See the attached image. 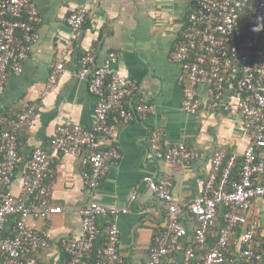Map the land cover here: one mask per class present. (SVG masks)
<instances>
[{
  "label": "built area",
  "instance_id": "2783aa9c",
  "mask_svg": "<svg viewBox=\"0 0 264 264\" xmlns=\"http://www.w3.org/2000/svg\"><path fill=\"white\" fill-rule=\"evenodd\" d=\"M86 17L85 8H75L65 22L76 33L82 29ZM41 23L33 0H0V96L8 75L22 72ZM263 34L264 0H195L170 53V61L182 70V111L188 115L198 113L201 102L196 87L201 84L206 86L207 100L214 109L230 88L248 141L241 155L239 179L230 183L236 156L226 158L223 153H217L202 192L187 205L175 202L170 177L144 178L155 199L166 207V226L155 236L146 264H161L166 257L176 254L183 255V264L192 261L264 264L262 222L253 209L254 201L261 199L264 203V59L257 52ZM67 52H61L52 68L49 89L55 87L64 72ZM115 62L114 53L108 55L102 66H97L92 51L80 58L79 77L87 80L88 91L96 98L95 125L84 129L65 122L56 128L50 141V147L59 154L81 158L83 183L90 191L99 188L109 167L120 158L113 147L104 148L105 141L113 138L117 125L142 119L153 110L143 101L134 102L137 84L123 83L111 69ZM36 108V105L24 108L14 122L0 117V183L5 188L0 200V264H25L28 257L47 249V234L38 231L34 221L61 212L51 204L52 158L42 148L34 149L28 160L19 196L11 191L21 163L17 152L18 131L34 125ZM149 152L154 159L169 164L186 166L194 158L185 144L169 145L157 130L149 137ZM220 207L225 210L223 226L216 241L208 247V235L216 226ZM185 211L197 223L190 242L184 240L188 232L180 219ZM125 213L126 209L107 208L96 202L81 209V235L64 242L65 264H87L101 234L105 242L95 253V264H131L119 255L120 235L116 224L110 222L104 229L98 224L100 218L113 219ZM11 219L13 227L4 236ZM196 251L200 252V258L196 257Z\"/></svg>",
  "mask_w": 264,
  "mask_h": 264
},
{
  "label": "crops",
  "instance_id": "0c3cea01",
  "mask_svg": "<svg viewBox=\"0 0 264 264\" xmlns=\"http://www.w3.org/2000/svg\"><path fill=\"white\" fill-rule=\"evenodd\" d=\"M42 18L38 37L32 45L20 74L8 75L0 96L2 113L18 118L23 109L36 105V119L31 127L18 131L17 149L21 157L11 184L19 196L28 160L36 148L52 158L49 181L51 204L61 212L34 224L47 234L49 247L25 264H65L64 242L81 235L80 211L90 202L107 208L126 209L113 219L100 218L104 229L113 222L119 229V255L131 264H146L158 231L166 226V207L155 199L144 183L145 177L166 175L172 183V194L178 204L187 205L203 189L217 153L238 160L247 146L243 122L236 109V99L229 88L218 108L207 100L204 84L196 87L201 102L196 115L182 111V70L170 61L195 0H33ZM75 8H85L87 19L79 32H72L65 18ZM67 50L64 72L53 89L49 77L62 51ZM92 51L97 66H102L110 53L116 55L111 69L123 83L136 82L134 102L143 101L153 110L142 119L119 123L104 148L113 147L119 160L109 167L99 188L90 191L82 179L81 158L61 155L50 147L56 128L71 122L92 129L96 119V98L89 93L87 80L79 77L80 56ZM258 54L264 59V34ZM157 130L169 145L185 144L194 154L189 165L169 164L156 160L149 152V137ZM5 188L0 183V200ZM253 209L262 222L260 237L264 251V203L254 201ZM187 228L184 239L190 242L197 223L185 211L180 217ZM219 212L210 243L216 241L217 227H222ZM6 224V231L13 227ZM208 235V236H209ZM237 253V251H236ZM183 255L166 257L161 264H183Z\"/></svg>",
  "mask_w": 264,
  "mask_h": 264
},
{
  "label": "trees",
  "instance_id": "16d2710c",
  "mask_svg": "<svg viewBox=\"0 0 264 264\" xmlns=\"http://www.w3.org/2000/svg\"><path fill=\"white\" fill-rule=\"evenodd\" d=\"M86 19H87V17H86ZM85 23H86V22H85ZM83 26H84V25H83ZM82 28H83V27H82ZM87 52H88V51H87ZM85 53H86V52H85ZM85 53H84V54H85ZM84 54H82V55L80 56V58H81ZM79 61H80V60H79ZM227 89H228V88H227ZM0 117H6L9 121H12V122L18 120V118H17V119H16V118H13V119H12V117L9 116V115H7L6 113H2ZM17 152H18V149H17ZM18 154H19V153H18ZM226 158H229V157H226ZM241 165H242V157H241L240 160L236 159L235 166H234V168L232 169L231 174H230V183L235 182V181H237V180L239 179V177H240V169H241ZM224 211H225V210H224L222 207H220L219 210H218V212H219V214H220V216H221V221H220L221 224H223V214H224ZM221 226H223V225H221ZM99 227L102 229L101 226H99ZM221 228H222V227H220V228L217 227V230H216V234H217V236H218V233H219V231H220ZM215 229H216V228H215ZM215 229H214V230H215ZM214 230H213V231H214ZM10 231H11V229H10L9 231H6V229H5L3 235H4V236L9 235V234H10ZM213 231H212V232H213ZM212 232H211V233H212ZM239 233H240V232H239V230H238V232H237V237L239 236ZM216 239H217V238H216ZM209 240H210V235L208 236V241H207V243H208V247L212 245V243H210ZM104 242H105V236H104V234H101V236H99V238H98L97 241L95 242L94 252H93V254H92L91 259H89V260L87 261V264H95V262H94V260H95V253H96V251H97L98 249H100V248L103 247ZM213 243H214V241H213ZM208 247L205 249V251L208 249ZM232 250H233V248L231 249V251H232ZM195 254H196V257H197V258H200V257H199V256H200V252L196 251ZM190 264H195V262L192 261V262H190Z\"/></svg>",
  "mask_w": 264,
  "mask_h": 264
}]
</instances>
